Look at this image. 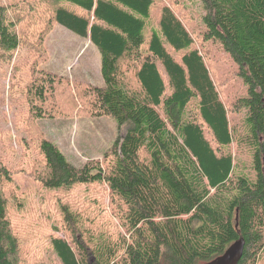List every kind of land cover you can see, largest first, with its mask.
I'll return each mask as SVG.
<instances>
[{"label":"trees","instance_id":"1","mask_svg":"<svg viewBox=\"0 0 264 264\" xmlns=\"http://www.w3.org/2000/svg\"><path fill=\"white\" fill-rule=\"evenodd\" d=\"M157 3L0 0V65L21 47L32 54L18 92L23 157L34 155L27 176L56 194L102 185L110 201L111 233L94 235L60 206L49 247L59 264H205L243 238L238 264H264V0H201V40L220 45L245 88L228 105L171 6H159L160 33L149 29ZM55 25L96 47L102 86L72 85L40 68ZM12 70L14 96L20 68ZM229 112L242 113L240 128ZM74 115L111 117L120 130L101 160L82 167L35 125ZM233 144L250 156L253 175L238 172ZM13 174L0 156V264H21V226L4 195ZM12 204L22 213L18 199Z\"/></svg>","mask_w":264,"mask_h":264},{"label":"rangeland","instance_id":"2","mask_svg":"<svg viewBox=\"0 0 264 264\" xmlns=\"http://www.w3.org/2000/svg\"><path fill=\"white\" fill-rule=\"evenodd\" d=\"M159 1L160 3L155 4L152 9L149 29L159 32V6H171L190 32L194 40L193 47L206 59L225 104H231L244 96V85L235 76L237 67L228 54L220 45L201 40L204 31L201 0ZM43 45L46 61L40 65L41 69L60 76L72 85H103L99 52L87 39L75 35L61 25H55L45 37ZM174 56L177 57L178 54ZM31 60L32 54L28 48L21 47L15 51L10 64L0 65V156L14 173L13 184L5 190L4 195L9 201L11 217L21 226L18 234L21 264H59L49 247L48 236L51 229L61 227L63 214L60 206H66L77 218L78 224L93 228L92 233L97 235L104 234L103 232L111 233L104 224L105 220L112 219L110 201L107 190L102 185H82L70 192L56 194L42 189L36 181L27 176L28 161L34 155L30 152L26 158L23 157L25 148L21 140L27 139V135L24 132L25 127L19 125L24 117L19 114L24 109V104L19 101L22 96L18 92L19 79L27 77L26 70ZM14 66H18L20 70L17 71L14 81L17 93L12 96L10 92ZM228 115L231 126L240 128L242 113L229 112ZM35 125L75 167H82L90 160H101L120 134L116 120L107 116L51 117L40 119ZM230 151L238 163V172L253 175L249 170L250 156L236 144L230 146ZM15 199L20 201L22 213L17 212V208L13 206ZM58 234L63 236L62 233Z\"/></svg>","mask_w":264,"mask_h":264},{"label":"water","instance_id":"3","mask_svg":"<svg viewBox=\"0 0 264 264\" xmlns=\"http://www.w3.org/2000/svg\"><path fill=\"white\" fill-rule=\"evenodd\" d=\"M245 247V240L239 238L233 242L221 255L205 264H238Z\"/></svg>","mask_w":264,"mask_h":264}]
</instances>
